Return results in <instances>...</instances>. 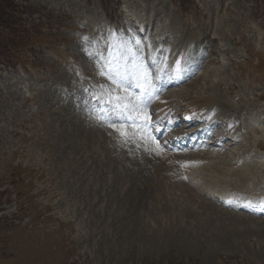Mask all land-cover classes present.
Masks as SVG:
<instances>
[{
    "label": "rangeland",
    "instance_id": "rangeland-1",
    "mask_svg": "<svg viewBox=\"0 0 264 264\" xmlns=\"http://www.w3.org/2000/svg\"><path fill=\"white\" fill-rule=\"evenodd\" d=\"M14 5V22L24 33L14 41L24 48L0 51L7 60L0 64V264H264L262 216L227 211L217 207L226 204L208 199L232 188L222 182L223 174L242 167L236 162L240 150L247 149L243 157L251 158L264 178V0H16ZM8 34L2 45L11 43ZM122 41L136 54L130 58L159 74L164 86L191 74L182 85L160 91L167 105L148 102L151 119L161 113L174 116V122L179 119L173 114L182 111L200 118L198 111L208 103L200 98L212 96L234 108L228 112L235 118L232 130L248 122L247 131H236L245 142L229 138L231 130L224 133L240 145L226 142L219 149L203 134L200 146L210 147V154L202 157L204 149L196 153L190 147L179 152L189 172L180 170L184 162L143 166L136 142L148 135L144 130L122 143L118 131L104 129L86 113L85 104H91L83 89L113 88L98 74L99 55L107 56L105 46ZM225 110L212 112L223 128V116L230 126ZM165 132L160 142L170 141ZM222 155L229 165L208 166ZM160 166L164 179L149 190L145 177ZM187 183L196 189L188 193L198 197V211L181 200ZM215 210L231 218L214 224L204 217L203 211Z\"/></svg>",
    "mask_w": 264,
    "mask_h": 264
},
{
    "label": "bare ground",
    "instance_id": "bare-ground-1",
    "mask_svg": "<svg viewBox=\"0 0 264 264\" xmlns=\"http://www.w3.org/2000/svg\"><path fill=\"white\" fill-rule=\"evenodd\" d=\"M132 54H133V52H132ZM132 67V65H129V68H131ZM145 68V67H144ZM189 71V70H188ZM192 74H193V72H192ZM159 75V74H158ZM186 75V74H185ZM155 76V75H154ZM188 76V75H187ZM183 78H184V76H183ZM191 78V74H190V76H188V78H185V79H183V82H176L178 85L179 84H183V83H185L186 81H188L189 79ZM156 79V78H155ZM155 79H153V81H152V83L155 85V88L152 90V96H151V99H150V104H152V105H158L159 103L158 102H160L161 101V104H163V106L167 103L166 101V99H156L155 97H156V95H157V89H158V87H159V84H158V82H156L155 81ZM195 82V81H194ZM193 83V82H192ZM129 84H131L132 85V87H130V91H128V93L129 94H131V96L132 97H134L133 96V93H134V95L136 94V95H138V94H140V95H143L136 87H135V78H134V76L130 73L129 74V77H128V79L126 80V82H125V84H124V87L125 88H127L128 89V87H127V85H129ZM161 88V87H160ZM164 88H161V91L163 90ZM232 90H233V88H229V91L230 92H232ZM133 93H132V92ZM227 92V91H226ZM167 99H168V101H169V98L167 97ZM201 100H207L208 101V103L207 104H205V106L203 107V108H201L202 109V111H201V113H203L204 115H206L207 116V113L209 112H211V110H213V109H215V108H219V109H222V110H224L225 108H226V110H225V114H227V117H228V119H229V122H230V126H229V128H231V126L232 125H234L235 124V122H234V120H235V118L233 117V116H230V114L228 113V112H230V111H232L233 112V110H234V108L226 101V100H224L225 102H223V101H221V100H218L219 98H216V97H212V96H208V97H206V98H200ZM238 100V99H237ZM240 102L242 103V102H244V103H247V101H245V100H243V99H241L240 100ZM160 105V104H159ZM167 105V104H166ZM223 105H226V106H223ZM157 107H159V106H157ZM254 107V108H253ZM255 105H250V108H251V111H255ZM152 108V107H151ZM154 108V107H153ZM163 108V107H162ZM193 108V107H192ZM157 109V108H156ZM155 109V110H156ZM153 110V109H152ZM154 111V110H153ZM159 111V110H158ZM161 112V111H160ZM156 114V113H155ZM153 115H154V113H153ZM165 115H168L167 113L165 114ZM229 115V116H228ZM192 115H189L187 118H181V119H179V120H175L174 122H170V120H171V118H173L174 116H162L161 115V113L160 114H158V116H156V117H152V121L153 122H155V123H157L158 125H164V126H170V127H172V128H175L176 126H178V125H181L182 126V130H179V131H176L175 130V132L176 133H184V131L186 130V129H188V128H190V127H197V126H199L201 123H203V121H202V118H199V119H196V120H194V118H192L191 117ZM175 118V117H174ZM190 118H192V119H190ZM190 119V120H189ZM139 120H141V119H137V121H139ZM206 121H208V122H206V124H205V126H204V128L203 129H207V130H209V131H211L212 132V135H211V137L215 140V141H217L220 145H224L223 143H226L227 142V144L228 145H235V144H237V142H236V140H239L238 139V136H235V134H236V131H238V130H241V131H247L246 129V126L248 125V122H246V120H245V123H244V125L243 126H241V125H239V128H234L233 130H234V132H232L231 134H229V135H227L229 138L232 136V138H233V136H234V138H236V140H235V143H234V140H229L228 139V137L226 136V134H227V132H226V130L222 127V126H220L218 123H216V122H214V118L212 117V115H209V118H207L206 119ZM248 127V126H247ZM97 132V131H96ZM226 134H225V133ZM257 131H255V133H256ZM247 133V132H246ZM141 134V133H140ZM133 135V134H132ZM135 135V134H134ZM116 136V135H115ZM137 136V135H136ZM134 140V139H133ZM136 140H138V139H136ZM244 140V139H243ZM241 141V143H244L245 141ZM117 141V140H116ZM139 141V140H138ZM123 143V142H122ZM137 143V146L136 147H138V149H139V151H137V152H139V158L141 159V161L144 163V165L143 166H149V165H152L154 162H156L157 160H162L163 161V163H162V165L163 166H165L166 168H167V166H169L170 165V167L172 166V162H174V164H178V165H180V164H182L184 161H182V157H180V156H178V155H175V154H166V152H165V148H164V146L162 145V144H160V146H161V149L162 150H159L158 151V156H157V158L155 157V144H156V142H154V139L152 138V137H150L149 135H145V134H142V135H140V141H139V144H138V142H136ZM95 144V143H94ZM116 144V143H115ZM118 144V143H117ZM219 145V146H220ZM257 145V144H256ZM131 147H134V146H131ZM135 147V148H136ZM123 149V148H122ZM133 149V148H132ZM132 149H130V152L132 151ZM125 150V149H124ZM158 150V149H157ZM210 150V149H209ZM134 152V151H133ZM239 152V151H238ZM237 152V153H238ZM257 152V151H256ZM135 153V152H134ZM210 153V152H209ZM209 153H205V154H203V155H201L202 157H206V154H209ZM245 153H247V149L246 150H244V151H241L240 150V152L238 153V155H239V157L238 156H236V157H238V159L236 160V162L239 164V162L241 163V165H242V167H238L237 166V169L235 168L234 170L232 169V171L230 170L229 172H226L225 174H223V178H225V179H222V178H219L220 180L222 179L223 181L222 182H224V184H226L227 186H230V187H232V188H235V189H237V190H241V189H245V190H250L251 191V193H261V191H263L264 190V184H261V182H263V180H264V178H263V173H262V170H260V171H258V169H257V167H256V165H254V163H252V161L249 159V158H245V157H243V155L245 154ZM137 154V153H136ZM135 154V155H136ZM134 155V154H133ZM132 155V156H133ZM130 156H131V154H130ZM138 156V155H137ZM249 157H250V154L248 155ZM118 157V156H117ZM136 157V156H135ZM119 158V157H118ZM182 158V159H181ZM253 159V158H252ZM137 160H139L138 158H137ZM254 161V160H253ZM229 163H231V160H230V158L228 157V156H226V155H222V156H220V159H219V161H216V162H211L210 163V165H208V166H211L212 167V165H217V164H219V165H229ZM206 165V164H205ZM146 169V168H145ZM168 169H169V167H168ZM145 172V171H144ZM151 175H146V177H145V183L147 182V183H149L150 185H148L147 183V185H148V189L149 190H151V189H154V188H151L153 185L155 186V184L157 185L158 183H161L160 181H162V179H164V176H165V174H166V170L165 169H163L161 166L160 167H158V169L156 170H154V169H151V171L149 172ZM224 173V172H223ZM196 176H198L199 178H200V176H201V174L199 175V173H197L196 174ZM218 179V180H219ZM257 181H260L259 183H257ZM163 182H164V180H163ZM162 182V183H163ZM165 182H166V180H165ZM179 182V181H178ZM249 182H253L254 184H252V188H250L249 189V185H248V183ZM180 183V182H179ZM220 183V182H219ZM257 183V184H256ZM146 184H144V185H146ZM146 185V186H147ZM248 185V186H247ZM159 186V185H158ZM187 186L189 187V189H191V190H189L188 188V190H186L185 192H184V195L181 197V194L179 195L180 197H181V200H182V198L185 200V202H186V204H189V205H191V207H196L195 208V210L194 211H198V209H197V207L198 206H195L194 205V203H195V200H194V197H197V196H194V195H192V194H189L190 193V191L192 192V191H194V190H196V189H194L193 188V186H191L190 184H188L187 183ZM144 188V187H143ZM146 188V187H145ZM148 191V190H147ZM170 191V190H169ZM244 191V190H243ZM189 192V193H188ZM141 193V192H140ZM147 193V192H146ZM152 193V192H151ZM199 193V192H198ZM149 194V193H148ZM140 195V194H139ZM197 195V194H196ZM168 196V195H167ZM208 196V195H207ZM156 197V196H155ZM163 197V196H162ZM171 198V197H170ZM198 198V197H197ZM200 198V197H199ZM163 199V198H162ZM196 199V198H195ZM208 199H210V197H208ZM166 200V199H165ZM176 200H178V202H179V199H171V201H170V203L172 204V202L174 203V202H177ZM198 200V199H197ZM199 201V200H198ZM211 201H213V203H217V204H220V203H218L216 200H212V198H211ZM167 203H169V201L167 200L166 201ZM165 202V203H166ZM163 204V203H162ZM162 204H161V206H162ZM176 204V203H175ZM185 204V203H184ZM186 204H185V207H186ZM198 204V203H197ZM201 204H202V202H201ZM205 204H207V203H205ZM205 204H203L202 206H204ZM182 205V204H181ZM208 205V204H207ZM211 205V204H210ZM221 205V204H220ZM154 206V205H153ZM164 206V205H163ZM170 206V205H169ZM201 206V207H202ZM206 206V205H205ZM213 206V205H212ZM181 207V206H180ZM182 207H184L183 205H182ZM200 207V206H199ZM211 207V206H210ZM167 208H168V206H167ZM177 208V207H176ZM212 208V207H211ZM159 209V208H158ZM182 209V208H181ZM200 209V208H199ZM185 210V209H184ZM191 210H192V208H191ZM190 211V210H189ZM188 210H186V212L188 213L189 212ZM201 211V210H200ZM216 212H211L210 214H206L205 213V211H203L204 212V214H205V216L204 217H208V218H212L213 220H214V224H215V222H217L216 220H219L220 221V219H222V216H225L226 218H224V219H228V218H231V213H223V212H220V211H218V210H215ZM157 212V211H156ZM155 212V213H156ZM185 212V211H184ZM186 212H185V214H186ZM193 212V211H192ZM170 213V212H169ZM174 213V212H173ZM179 213H181V212H179ZM191 213V212H190ZM197 213V212H196ZM199 213V212H198ZM202 212H200V214H201ZM208 213V212H207ZM171 214V213H170ZM182 214H184V213H182ZM203 214V213H202ZM174 215V214H173ZM194 215V214H193ZM209 215V216H208ZM170 216V215H169ZM185 216V215H184ZM197 216V215H196ZM196 216H194V217H196ZM180 217V216H179ZM186 217V216H185ZM191 216L189 215V218H190ZM171 218H173V217H171ZM171 218H169L170 220H171ZM177 217H175V218H173V220L174 219H176ZM197 218H198V216H197ZM196 218V219H197ZM168 218H167V220H169ZM179 219V218H178ZM182 219H183V216H182ZM193 219V218H192ZM195 219V218H194ZM181 220V219H180ZM202 220V219H201ZM176 221V220H175ZM200 221V220H199ZM207 221V220H206ZM212 221V220H211ZM170 222V221H169ZM176 222H178V220L176 221ZM175 222V223H176ZM182 222H183V220H182ZM201 222V221H200ZM204 222V221H203ZM171 223V222H170ZM211 223V222H210ZM174 224V223H173ZM172 224V225H173ZM206 224V223H205ZM208 224V223H207ZM211 224H213V222L211 223ZM174 226V225H173ZM201 227H203L202 225H200ZM208 226H209V224H208ZM216 226V225H215ZM237 226V225H236ZM190 227V226H189ZM205 227V226H204ZM207 228H209V227H207ZM235 228V227H234ZM201 229V228H200ZM216 229V228H215ZM238 231V230H237ZM218 236V235H217ZM264 246V245H263Z\"/></svg>",
    "mask_w": 264,
    "mask_h": 264
},
{
    "label": "snow or ice",
    "instance_id": "snow-or-ice-1",
    "mask_svg": "<svg viewBox=\"0 0 264 264\" xmlns=\"http://www.w3.org/2000/svg\"><path fill=\"white\" fill-rule=\"evenodd\" d=\"M136 46L139 47V42H136ZM104 51L108 54L105 56L103 52L100 53L96 68L98 74L108 79L113 85V88L106 93L103 90L97 93L88 88L83 89L88 94L87 103L93 104L94 107L99 106L100 114L105 119L108 116H112L122 126L127 123L129 127L133 125L137 128L150 127V117L146 112L142 111L147 107L148 102H150L152 90L155 88L150 74L142 64H137L130 58L132 49L128 47V42L122 41L119 46L106 45ZM129 64H132V68H129ZM175 71L178 72L179 68ZM130 73L135 78V87L143 94L135 100L127 92V88L124 87ZM127 87L130 88L132 85L129 84ZM121 90L125 91V95L121 96L117 94ZM134 113L136 114L135 117L133 115ZM141 113L142 123H137V119L141 118ZM109 126L119 132L122 137V142H129L130 137L126 130L116 128L114 124H110ZM156 148L162 150L158 143L156 144Z\"/></svg>",
    "mask_w": 264,
    "mask_h": 264
},
{
    "label": "trees",
    "instance_id": "trees-1",
    "mask_svg": "<svg viewBox=\"0 0 264 264\" xmlns=\"http://www.w3.org/2000/svg\"><path fill=\"white\" fill-rule=\"evenodd\" d=\"M16 14V7L13 6V0H0V25L6 31L10 30L11 32H15L13 30L17 29V25L14 22ZM16 32H20V30ZM0 33L3 32L0 31Z\"/></svg>",
    "mask_w": 264,
    "mask_h": 264
}]
</instances>
